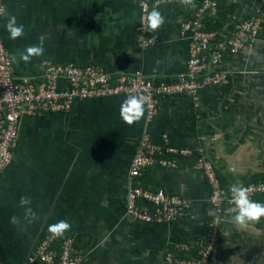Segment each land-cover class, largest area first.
<instances>
[{
	"label": "crops",
	"instance_id": "0c3cea01",
	"mask_svg": "<svg viewBox=\"0 0 264 264\" xmlns=\"http://www.w3.org/2000/svg\"><path fill=\"white\" fill-rule=\"evenodd\" d=\"M138 2L4 0V11L24 25V35L13 40L6 16L0 17L14 75L36 80L38 63L45 60L97 64L111 76L139 71L153 82L178 80L188 46L181 25L191 18V9L181 0L157 3L165 23L155 30L154 44L141 48ZM253 14L261 19L256 35L220 63L228 85L202 88L194 99L160 98L149 121L143 115L126 124L121 95L76 100L66 113L21 118L11 161L0 172V264H24L59 220L71 223L65 234L86 264H175L166 262V254L174 255L180 244L193 251L212 217L219 222L217 242L202 264H264V217L241 227L233 223L235 205L216 211L208 183L194 167L199 159L210 162L228 192L234 183L244 186L264 176V0H217L211 20L225 35ZM41 44V56L27 63L19 59V53ZM142 134L155 148L156 160L176 165L155 162L131 178L130 161ZM133 187L176 195L188 209L168 223L140 222L125 211ZM23 196L39 216L33 223L24 219ZM12 216L17 224L10 223Z\"/></svg>",
	"mask_w": 264,
	"mask_h": 264
},
{
	"label": "built area",
	"instance_id": "2783aa9c",
	"mask_svg": "<svg viewBox=\"0 0 264 264\" xmlns=\"http://www.w3.org/2000/svg\"><path fill=\"white\" fill-rule=\"evenodd\" d=\"M165 0H139V22L136 42L147 48L155 42V30L148 27L147 17L156 4ZM257 1V0H247ZM4 0H0L3 9ZM192 16L181 25L188 34L187 61L182 77L174 82H153L139 71L124 72L114 76L97 64H54L50 61L38 63L37 79L19 78L14 75L8 50L0 36V172L10 163L16 143L21 118H40L48 114L66 113L76 100L103 98L121 95L146 97L144 104L145 121L151 120L157 111L160 98L178 95L194 99L202 88L221 87L228 83V72L220 67L225 55L236 54L259 30L261 19L250 15L235 23L223 35L204 30V19L212 18L217 10V0H193ZM2 15H0L1 17ZM155 148L147 135L142 134L132 159L129 176L138 173L157 162L162 166L174 167V160L155 159ZM199 169L210 188L209 201L219 211L225 205H235L231 196L219 185L210 162L199 159L194 164ZM249 189L250 198L264 193V183L254 181L244 185ZM148 208L143 209L139 203ZM188 209L187 202L176 195L162 191H152L133 187L126 196L125 211L133 219L143 223H168L182 217ZM219 222L212 217L207 223L203 238L195 243V256L178 259L167 253L165 260L175 264H202L211 254L218 237ZM178 249L188 252L184 244ZM24 264H86L75 249L73 239L63 234L55 237L44 235L26 257Z\"/></svg>",
	"mask_w": 264,
	"mask_h": 264
},
{
	"label": "clouds",
	"instance_id": "9594fccd",
	"mask_svg": "<svg viewBox=\"0 0 264 264\" xmlns=\"http://www.w3.org/2000/svg\"><path fill=\"white\" fill-rule=\"evenodd\" d=\"M181 3L186 5H193V0H181ZM0 15L6 16L7 23L5 25L6 30L10 34V38L15 40L24 35V25L18 24L14 15H8L4 9L0 8ZM148 27L152 30L160 28L165 23V18L162 13L154 8L147 17ZM44 53L43 45H33L28 47L24 52L18 54L19 59L24 62H30L32 57L41 56ZM14 61L17 60V54L12 56ZM146 97L131 95L124 99L120 107V116L123 121L132 125L134 122L139 121L144 115V104ZM231 199L235 204L233 216V223L238 226L244 227L250 221H258L261 217H264V203L253 201L249 195V189L240 185L232 184L229 188ZM20 205L24 207L25 214L24 219L28 223H33L39 219L37 213L30 207L31 199L23 196L20 199ZM10 223L17 224L18 218L12 216ZM72 225L66 220H59L58 222L51 224L48 231L55 237H62L66 231L71 229Z\"/></svg>",
	"mask_w": 264,
	"mask_h": 264
},
{
	"label": "trees",
	"instance_id": "16d2710c",
	"mask_svg": "<svg viewBox=\"0 0 264 264\" xmlns=\"http://www.w3.org/2000/svg\"><path fill=\"white\" fill-rule=\"evenodd\" d=\"M150 1H154V0H150ZM203 21H204V23H203L204 30L215 31L219 34L220 28L218 26H216L215 23L212 22L211 18H205ZM228 83H229V80H228ZM228 83H227V85H228ZM259 179L261 182L264 183V176H260ZM219 183L222 186L221 182H219ZM226 193H227V196H231L227 190H226ZM254 201L264 203V193L255 195ZM195 252H196V249H194L193 251L189 250L188 252L178 250L174 253V256L178 257V259H180V258L189 259V258H192L195 256Z\"/></svg>",
	"mask_w": 264,
	"mask_h": 264
}]
</instances>
